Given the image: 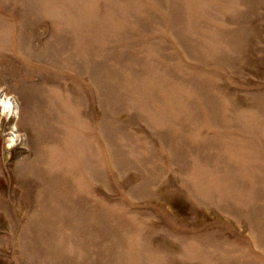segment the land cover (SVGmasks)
Masks as SVG:
<instances>
[{
    "label": "rangeland",
    "instance_id": "1",
    "mask_svg": "<svg viewBox=\"0 0 264 264\" xmlns=\"http://www.w3.org/2000/svg\"><path fill=\"white\" fill-rule=\"evenodd\" d=\"M0 264H264V0H0Z\"/></svg>",
    "mask_w": 264,
    "mask_h": 264
},
{
    "label": "bare ground",
    "instance_id": "2",
    "mask_svg": "<svg viewBox=\"0 0 264 264\" xmlns=\"http://www.w3.org/2000/svg\"><path fill=\"white\" fill-rule=\"evenodd\" d=\"M8 104H10V102H8Z\"/></svg>",
    "mask_w": 264,
    "mask_h": 264
}]
</instances>
